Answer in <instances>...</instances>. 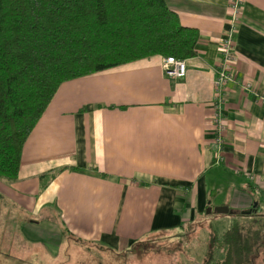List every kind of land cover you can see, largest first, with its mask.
Returning <instances> with one entry per match:
<instances>
[{
    "label": "crops",
    "instance_id": "0c3cea01",
    "mask_svg": "<svg viewBox=\"0 0 264 264\" xmlns=\"http://www.w3.org/2000/svg\"><path fill=\"white\" fill-rule=\"evenodd\" d=\"M163 1L198 32L184 77L151 57L60 85L16 180H0V264H87L85 246L117 256L150 236L208 234L230 212L264 218V0H238L219 162L212 85L232 0Z\"/></svg>",
    "mask_w": 264,
    "mask_h": 264
},
{
    "label": "trees",
    "instance_id": "16d2710c",
    "mask_svg": "<svg viewBox=\"0 0 264 264\" xmlns=\"http://www.w3.org/2000/svg\"><path fill=\"white\" fill-rule=\"evenodd\" d=\"M197 40L163 0H0V180H16L23 144L61 84L151 57L185 60ZM237 217L209 231L203 264L251 263L264 218Z\"/></svg>",
    "mask_w": 264,
    "mask_h": 264
},
{
    "label": "rangeland",
    "instance_id": "374dc122",
    "mask_svg": "<svg viewBox=\"0 0 264 264\" xmlns=\"http://www.w3.org/2000/svg\"><path fill=\"white\" fill-rule=\"evenodd\" d=\"M222 216L223 228L214 227V231L220 234L238 218L234 212ZM206 232L207 229L204 232L202 228L189 227L185 232L142 238L128 249H119L117 256L110 255L106 250L99 252L91 246H85L88 250V255L85 257L88 260L84 262L87 264H201L202 248L206 247V243L203 242ZM71 252L76 253L78 263L82 262L84 257L81 254L84 252L82 246L78 245L77 249ZM263 258L264 243L256 250L250 264H262Z\"/></svg>",
    "mask_w": 264,
    "mask_h": 264
},
{
    "label": "built area",
    "instance_id": "2783aa9c",
    "mask_svg": "<svg viewBox=\"0 0 264 264\" xmlns=\"http://www.w3.org/2000/svg\"><path fill=\"white\" fill-rule=\"evenodd\" d=\"M240 3L238 0L230 1L229 7L231 10L230 17V29L227 31L225 37L220 42L219 46V59L214 71L213 81V113L212 123L214 129V137L212 139V148H214L217 154L216 162L220 161L219 152H221V138L220 133L222 132V118L219 115V106L223 100L224 93L226 92V86L232 82L230 75V67L234 57L233 51V29L235 24L238 22ZM161 68L164 77L170 80H179L184 77L185 74V63L182 59H175L173 57L161 58ZM243 90H248V86H244ZM257 100L261 105H264V94L258 95Z\"/></svg>",
    "mask_w": 264,
    "mask_h": 264
},
{
    "label": "water",
    "instance_id": "95a60500",
    "mask_svg": "<svg viewBox=\"0 0 264 264\" xmlns=\"http://www.w3.org/2000/svg\"><path fill=\"white\" fill-rule=\"evenodd\" d=\"M215 212H216L217 214H221V213H226L227 210H226L225 208H217V209H215Z\"/></svg>",
    "mask_w": 264,
    "mask_h": 264
}]
</instances>
